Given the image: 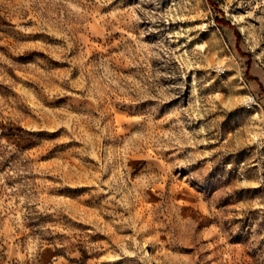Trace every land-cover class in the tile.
Listing matches in <instances>:
<instances>
[{
    "label": "rangeland",
    "instance_id": "374dc122",
    "mask_svg": "<svg viewBox=\"0 0 264 264\" xmlns=\"http://www.w3.org/2000/svg\"><path fill=\"white\" fill-rule=\"evenodd\" d=\"M0 264H264V0H0Z\"/></svg>",
    "mask_w": 264,
    "mask_h": 264
}]
</instances>
